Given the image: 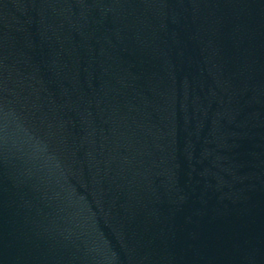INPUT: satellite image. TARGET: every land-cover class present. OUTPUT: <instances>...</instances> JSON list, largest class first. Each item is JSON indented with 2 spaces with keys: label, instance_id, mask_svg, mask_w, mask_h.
<instances>
[{
  "label": "water",
  "instance_id": "95a60500",
  "mask_svg": "<svg viewBox=\"0 0 264 264\" xmlns=\"http://www.w3.org/2000/svg\"><path fill=\"white\" fill-rule=\"evenodd\" d=\"M0 264H264V0H0Z\"/></svg>",
  "mask_w": 264,
  "mask_h": 264
}]
</instances>
